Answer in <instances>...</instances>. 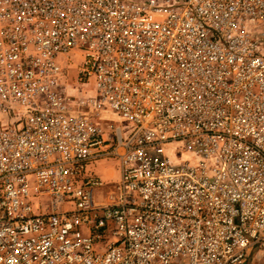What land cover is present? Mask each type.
Masks as SVG:
<instances>
[{
    "label": "built area",
    "instance_id": "obj_1",
    "mask_svg": "<svg viewBox=\"0 0 264 264\" xmlns=\"http://www.w3.org/2000/svg\"><path fill=\"white\" fill-rule=\"evenodd\" d=\"M255 247L264 264V0H0V264Z\"/></svg>",
    "mask_w": 264,
    "mask_h": 264
},
{
    "label": "rangeland",
    "instance_id": "obj_2",
    "mask_svg": "<svg viewBox=\"0 0 264 264\" xmlns=\"http://www.w3.org/2000/svg\"><path fill=\"white\" fill-rule=\"evenodd\" d=\"M79 91H81L82 95H85L82 90L79 89ZM86 112L92 113L90 111H86ZM101 119L103 120V122H106L105 120L109 121L110 124L121 122L120 119H117L112 114L106 113V112H104L102 118H98V120H101ZM121 123L123 124L124 129L130 128V125L123 123V122ZM116 164H117V161L115 159L105 158V159L99 160L96 163V168H97L98 173L101 175V177L105 181H115L116 179H118V176H119L118 166H116ZM244 264H260V260L258 259V247L254 248V250L250 253V255L248 256Z\"/></svg>",
    "mask_w": 264,
    "mask_h": 264
},
{
    "label": "bare ground",
    "instance_id": "obj_3",
    "mask_svg": "<svg viewBox=\"0 0 264 264\" xmlns=\"http://www.w3.org/2000/svg\"><path fill=\"white\" fill-rule=\"evenodd\" d=\"M91 92V91H90ZM86 96V95H85Z\"/></svg>",
    "mask_w": 264,
    "mask_h": 264
},
{
    "label": "crops",
    "instance_id": "obj_4",
    "mask_svg": "<svg viewBox=\"0 0 264 264\" xmlns=\"http://www.w3.org/2000/svg\"><path fill=\"white\" fill-rule=\"evenodd\" d=\"M116 166H117V164H116Z\"/></svg>",
    "mask_w": 264,
    "mask_h": 264
}]
</instances>
